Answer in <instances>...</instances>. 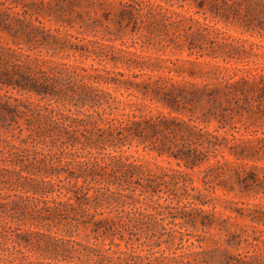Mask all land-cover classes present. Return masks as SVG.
<instances>
[{
	"label": "trees",
	"instance_id": "16d2710c",
	"mask_svg": "<svg viewBox=\"0 0 264 264\" xmlns=\"http://www.w3.org/2000/svg\"><path fill=\"white\" fill-rule=\"evenodd\" d=\"M253 36L264 0H0V264H264Z\"/></svg>",
	"mask_w": 264,
	"mask_h": 264
},
{
	"label": "rangeland",
	"instance_id": "374dc122",
	"mask_svg": "<svg viewBox=\"0 0 264 264\" xmlns=\"http://www.w3.org/2000/svg\"><path fill=\"white\" fill-rule=\"evenodd\" d=\"M219 25L222 26V24H219ZM229 31L232 32V33H238V32H236V30H234L231 27H229ZM251 39H253L255 41H258L259 43L264 44V38H260V37H257V36H253V37H251ZM116 43H118V41H116Z\"/></svg>",
	"mask_w": 264,
	"mask_h": 264
}]
</instances>
